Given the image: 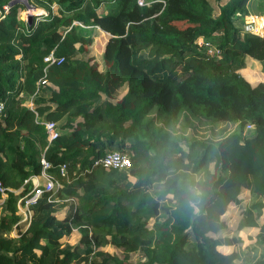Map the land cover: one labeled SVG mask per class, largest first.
<instances>
[{"label":"trees","instance_id":"16d2710c","mask_svg":"<svg viewBox=\"0 0 264 264\" xmlns=\"http://www.w3.org/2000/svg\"><path fill=\"white\" fill-rule=\"evenodd\" d=\"M11 1L0 0V264H264V82L239 74L249 61L264 71V33L235 23L264 15V0H227L215 16L208 0H31L48 9L29 21ZM72 21L103 28L98 61L82 57L93 38ZM184 110L236 129L179 141L145 119ZM113 150L128 167L97 162ZM41 158L56 184L22 220ZM244 228L256 232L241 245Z\"/></svg>","mask_w":264,"mask_h":264},{"label":"rangeland","instance_id":"374dc122","mask_svg":"<svg viewBox=\"0 0 264 264\" xmlns=\"http://www.w3.org/2000/svg\"><path fill=\"white\" fill-rule=\"evenodd\" d=\"M21 2L20 9L18 10V17L26 21V15L29 12L30 14L34 12V14L31 15H38V16H44L47 17L46 14H43L48 8L40 7L35 2L31 0H18ZM210 6L213 8L212 16H215L217 13L216 7L219 5V3H224L227 0H208ZM28 5V7H27ZM251 5V2L248 4ZM51 11L56 10L57 6L54 4L50 5ZM49 8V10H50ZM36 11V12H35ZM251 11V9L249 10ZM32 17V16H31ZM73 24L79 25V27L83 30H80L81 32L84 31L86 36H91L93 38V46L88 48L87 52L82 56L83 58H87L92 55V57H95L97 53L100 51L102 47V42L106 37L105 32H103L102 27H98L96 25H90V24H82L77 21H72ZM241 24V22H240ZM103 24H101L102 26ZM240 34V33H238ZM208 56H213L211 53L207 54ZM98 57V56H97ZM239 74L248 81L251 85L262 81L264 82V71L260 69V66L256 64L253 61H249L247 66L244 67L239 71ZM122 93V92H121ZM28 105V103H27ZM146 120H150V127L154 128L156 130L160 131H167L169 132L172 137L177 138V140L182 141L184 139L188 138H196V139H220L227 133L231 132L232 130L236 129V124H226L225 126L222 125H213L209 123H203L199 120L192 117L188 112L185 110L178 116L176 119H170L166 116L162 115L158 111H151L145 118ZM249 127L246 126L244 129V132H249ZM41 182V181H39ZM157 187V185H156ZM245 187V186H244ZM247 188V187H245ZM244 193H246V190L244 189ZM4 197V196H3ZM1 204V200H0ZM19 212H22V208H18ZM235 211L234 208L231 209V212ZM264 213V212H263ZM22 214V213H21ZM263 215V214H262ZM261 215V216H262ZM247 233H250L247 232ZM13 234V232H11ZM242 238V243H246L247 240V234L244 232L243 234H240ZM78 239V235L76 231H72L71 235H69L64 241L68 244H74L76 240ZM105 251L112 253L113 251L117 252L120 257L124 256L123 250H113L110 246H107L104 248ZM126 258V257H125ZM128 262L132 263L134 261H139V256L136 253H128Z\"/></svg>","mask_w":264,"mask_h":264},{"label":"built area","instance_id":"2783aa9c","mask_svg":"<svg viewBox=\"0 0 264 264\" xmlns=\"http://www.w3.org/2000/svg\"><path fill=\"white\" fill-rule=\"evenodd\" d=\"M136 2L137 4H141L143 0H136ZM43 14H46V12H44ZM235 17L237 18V21L235 23H238L239 31L241 33H249V34H253L257 36L263 35L264 15L257 16L253 14H245L243 16H240L236 14ZM195 43L197 46L203 48L205 55L210 54V53L212 55L217 54V49L209 42L203 41L201 38H198L196 39ZM43 60L48 61L49 63H52L54 61V58L52 54L49 53L47 56L43 58ZM2 108H3V105L0 102V112L2 111ZM43 126L45 129L46 135H47L48 142L57 136V131L55 130V126L53 122H50V121L44 122ZM247 126L249 127V125ZM97 162L100 165H102L105 169H108V168L123 169V168L128 167L130 164L129 157L123 153H120L117 150L106 152L103 155V157L98 159ZM40 163H41L40 173L31 178V182L34 185V189L32 191V195L30 196V198L24 201V208H22V212H21L22 220H25L30 215V211L27 208L28 202L33 201V199L36 196H38L42 190L48 191L56 184V181L45 172L46 168L48 167V163L44 161L42 158L40 159ZM38 178H42V182H38L37 181ZM17 205H18V208H21L19 202Z\"/></svg>","mask_w":264,"mask_h":264},{"label":"crops","instance_id":"0c3cea01","mask_svg":"<svg viewBox=\"0 0 264 264\" xmlns=\"http://www.w3.org/2000/svg\"><path fill=\"white\" fill-rule=\"evenodd\" d=\"M55 11L56 10H54V11H50L52 14L53 13H55ZM36 12V11H35ZM31 14H34V12L33 13H31ZM32 16H34V15H32ZM99 53H100V51L97 53V55L94 57V60H97L98 61V55H99ZM124 91H122V93H123ZM121 93V94H122ZM27 103H28V105H27ZM25 104L27 105V106H31V102L29 101V100H25ZM37 181L39 182V181H41L42 182V178H38L37 179ZM264 212V211H263ZM263 215L260 217V218H262V217H264V213H262ZM74 231H76L75 229H73ZM72 230V231H73ZM250 231V233H247V232H249ZM77 232V231H76ZM244 232H246V234L248 235V236H254V234H255V232H256V229L255 228H249V229H246V228H244V229H242L241 231H240V234H243ZM71 235V234H70ZM77 235H78V233H77ZM241 237V236H240ZM246 240H247V242L249 241L247 238H246ZM246 242V243H247ZM246 243H244V244H246ZM241 245H243V243H241ZM107 247V246H106ZM232 249H234V246H232V245H220V246H218L217 247V250H219L220 252H222V253H227V252H229V251H231Z\"/></svg>","mask_w":264,"mask_h":264},{"label":"water","instance_id":"95a60500","mask_svg":"<svg viewBox=\"0 0 264 264\" xmlns=\"http://www.w3.org/2000/svg\"><path fill=\"white\" fill-rule=\"evenodd\" d=\"M17 0H13V1H11L10 2V4H12V3H14V2H16ZM28 7V6H27ZM32 15L30 14V13H28L27 15H26V21H29L32 17H31Z\"/></svg>","mask_w":264,"mask_h":264},{"label":"clouds","instance_id":"9594fccd","mask_svg":"<svg viewBox=\"0 0 264 264\" xmlns=\"http://www.w3.org/2000/svg\"><path fill=\"white\" fill-rule=\"evenodd\" d=\"M28 14V13H27Z\"/></svg>","mask_w":264,"mask_h":264}]
</instances>
